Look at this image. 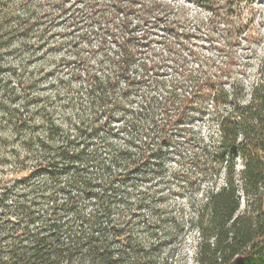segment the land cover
<instances>
[{"label": "rangeland", "instance_id": "obj_1", "mask_svg": "<svg viewBox=\"0 0 264 264\" xmlns=\"http://www.w3.org/2000/svg\"><path fill=\"white\" fill-rule=\"evenodd\" d=\"M32 3L43 14L30 35L31 42L40 45L34 52L2 48V77L10 79V86H17L19 80L23 83L32 95L28 98L32 109L39 104L38 99L31 101L37 97L34 94L47 97L60 119L81 115L89 84L97 76L105 78L98 91L108 92L112 127L100 134L124 147L128 144L125 120L142 127L162 93L168 100L164 118L172 120L167 127L170 139L158 144L160 133H149L147 140L140 134L134 151L144 159L142 173L147 172L144 177L135 175L139 186L134 200L142 191L155 200L152 212L143 207L155 222L150 231L140 225L136 230L147 243L155 240L151 237L155 233L172 236L168 242L172 243L157 247L153 260L199 264V233L190 220L205 203L208 189L224 185L227 171L233 169L242 208L246 204L245 160L222 143L219 121L234 100L248 102L259 81L264 61V0L245 6L240 18L231 15L233 21L228 24L207 9V0ZM128 61L129 71L125 68ZM17 88L13 98L22 103ZM143 104L147 108L140 111ZM179 108L181 117L176 118ZM155 115L161 123L160 111ZM101 118L105 120V116ZM13 140L5 141V152L12 150ZM6 166L0 164V188L30 173L25 169L17 174L14 165Z\"/></svg>", "mask_w": 264, "mask_h": 264}, {"label": "trees", "instance_id": "obj_2", "mask_svg": "<svg viewBox=\"0 0 264 264\" xmlns=\"http://www.w3.org/2000/svg\"><path fill=\"white\" fill-rule=\"evenodd\" d=\"M54 1L62 5L61 0ZM207 1V9L228 24L233 21L231 15L240 18L243 8L257 0ZM42 15L35 11L32 0H0V53L7 47L36 51L40 44L32 43L30 35ZM127 63L124 66L129 71L131 63ZM1 65L3 62L0 164L14 165L17 174L25 169L30 173L13 179L5 190L0 188V264H165L153 258L157 247L172 243H168L172 236L155 233L151 235L155 240L147 243L136 230L139 225L153 229L155 220L143 207L152 212L155 200L144 191L134 200L139 186L136 173L147 176L141 169L144 159L134 152L138 136L143 134L147 140L148 134L156 131L161 136L155 143L170 139L167 127L172 126V120L164 118L168 106L165 96L160 93L155 98L156 106L150 108L142 127L134 120H125V148L100 134L112 127L108 92L98 91L105 78L97 76L89 84L81 115L60 119L48 98H40V94H34L37 97L31 101L38 99L39 104L33 103L32 109L28 102L31 93L20 80L17 86H10V79L2 77ZM17 87L22 103L13 98ZM147 104L141 105L140 111ZM230 108L221 116L219 128L222 143L245 160L246 204L242 208L233 169L227 171L224 185L208 189L205 203L190 220L199 233L197 261L264 264V61L251 99L234 100ZM158 111L163 115L161 123L155 115ZM180 113L179 108L175 117L180 118ZM12 137V150L5 152L3 144Z\"/></svg>", "mask_w": 264, "mask_h": 264}]
</instances>
